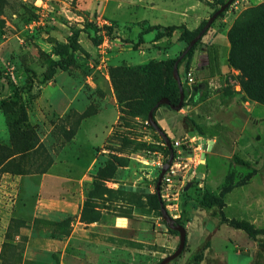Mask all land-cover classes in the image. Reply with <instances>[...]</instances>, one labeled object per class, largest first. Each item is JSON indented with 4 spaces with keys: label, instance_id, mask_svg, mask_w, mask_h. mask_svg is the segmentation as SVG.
Wrapping results in <instances>:
<instances>
[{
    "label": "rangeland",
    "instance_id": "obj_1",
    "mask_svg": "<svg viewBox=\"0 0 264 264\" xmlns=\"http://www.w3.org/2000/svg\"><path fill=\"white\" fill-rule=\"evenodd\" d=\"M127 3L0 0V163L12 157L7 167L11 172L3 171L4 164L0 167V264H84L90 253L101 256L99 250L107 255L104 264H158L179 245V236L168 231L160 211L142 194L156 193L161 172L156 162L164 165L169 159L166 144L147 123L148 107L166 78L161 63L178 58L187 44L180 31L157 41L155 32L144 35L143 43L140 37L150 25L180 23L178 16L161 11L164 4L178 6L186 16L200 13L201 23L223 5L221 0H135L147 9L127 12ZM192 3L197 7L188 9ZM262 3L234 0L219 15L195 50L189 67L195 83L188 80L186 64L178 68L183 87L190 89L186 106L180 111L162 106L155 113L157 124L174 142L177 173L160 186L161 200L174 219L197 210L206 190L198 175L208 169L199 160L200 135L185 132L180 117L195 119L196 107L206 118L209 103L244 99L241 72L228 64V35L241 15ZM77 31L81 48L71 65L45 82L47 59L59 61L58 47ZM101 38L99 45L93 43ZM207 45L218 56L219 70L206 91L211 102L197 108L193 93L208 63ZM120 67L126 69H116ZM3 101L17 105L2 107ZM198 122L202 126L204 120ZM92 130L99 131L93 135L97 142L87 137ZM95 159L83 183L64 182L66 177L79 179ZM19 166L24 174H12ZM52 169L57 174L44 182ZM122 186L143 191L123 193ZM49 196L57 202L52 219L37 218L36 202ZM76 221L107 226L79 224L76 230ZM189 222L187 246H193L204 222L209 228L213 224L192 213ZM188 247L170 264H187ZM42 248L45 252L38 251ZM205 259L204 252L201 263Z\"/></svg>",
    "mask_w": 264,
    "mask_h": 264
},
{
    "label": "crops",
    "instance_id": "obj_2",
    "mask_svg": "<svg viewBox=\"0 0 264 264\" xmlns=\"http://www.w3.org/2000/svg\"><path fill=\"white\" fill-rule=\"evenodd\" d=\"M126 1H128L126 5L127 12L131 11L133 8L140 7L135 4V0ZM138 1L140 2V0ZM131 2L133 4H131ZM195 6L196 5L192 3L188 6V9L190 7L194 9ZM140 8L147 9L146 7ZM121 10H123V7ZM161 11L167 14L173 13L175 16H178L180 23L175 25H185L191 31L197 29L201 24V21H197L198 18H200V13L186 16L187 12L185 11L183 13L176 5L164 4ZM142 21L148 22V20ZM126 22L127 21L123 23ZM119 34H121V32H119ZM201 70L202 72L209 71L204 67ZM214 74H216V72ZM211 86L212 85L210 84V88ZM199 89L200 86L198 85L197 91L194 90L193 93L196 100ZM113 100L116 102L115 98ZM207 101L211 102V99L208 98L205 102ZM203 103L199 104L197 108L201 107ZM208 109V116L204 118V122L202 123L203 129L206 132L203 139L207 141V144L203 145L199 143L202 150L199 152L200 161H202V155L205 150L204 148H210L209 151H205L204 158L205 162L208 164V169L204 174L198 175L200 176L199 178L202 179V185L205 186L206 190L218 193L228 175L233 157L237 156L245 161L250 165V168L235 164L232 167L237 173V181L243 180L252 171H255V174H253V176L244 184L235 187L225 196L224 201L226 206L224 207L223 212L230 220H245L258 228H264V105L250 100L235 98L232 101H226L224 103L220 100H217V103H209ZM193 110L195 113H199V110H196V107H193ZM100 127L102 128V125H100ZM96 133H99V131L92 130L87 137L94 138L93 135H96ZM94 140L97 142L98 138H94ZM87 146L94 150L92 145L88 144ZM95 161L96 159L91 164L88 171H86L79 179L66 177V181L64 180V182L68 184H73V182L83 183L84 180L89 177ZM53 174H57L56 172L53 173V169L45 174L44 182H46V178L54 177ZM56 208L57 202L50 196L48 200L47 198L38 200L35 206V216L40 219L50 220L52 219L51 216ZM191 213L196 218L199 216L209 218L212 221L213 226L212 228H209L207 223L204 222V227L197 242L192 244L193 246H187V258H189L207 239H209V247L205 250V256L207 259L201 264H264V247H260L255 240L250 238L242 230H237L226 224L219 226L216 218H211L199 207L197 210H191L188 214V222L185 226L187 240L189 239L188 227L191 225V222H189V215ZM124 220L128 225V221L126 219ZM78 221H76L77 224L73 223L76 230L80 228L79 224H82L84 227L94 225L102 227L107 226L98 222L83 224ZM18 240L16 242H18ZM260 240L261 242H264V237H260ZM110 246L114 247L115 245L110 244ZM45 250L46 249L42 248L38 251L45 252ZM99 253L102 255L95 258L90 253V256L84 261V264H104L107 262V255L102 250H99ZM258 253L260 254L259 258L257 257Z\"/></svg>",
    "mask_w": 264,
    "mask_h": 264
},
{
    "label": "trees",
    "instance_id": "obj_3",
    "mask_svg": "<svg viewBox=\"0 0 264 264\" xmlns=\"http://www.w3.org/2000/svg\"><path fill=\"white\" fill-rule=\"evenodd\" d=\"M228 1L229 0H221L220 4L224 6ZM206 24L207 22H202L201 25L193 31L189 30L185 25H180V26L172 25L167 27L160 25L149 26L146 30L141 32L140 42L143 43V36L151 32H155V39L157 41L165 37L168 38L172 37L176 31H180L181 32L180 40L186 43L188 46L191 43V41L201 33V31L204 29ZM110 32L111 30H109V33ZM80 33H81L80 31H77L73 35L72 39H70L68 44L60 45L58 47L56 51V56L60 58L59 61H54L51 58L47 59L48 73L44 79L45 82L53 78L59 69L65 70L71 65L73 61V54L81 48L79 43ZM204 35H206V33ZM228 39L230 43L228 64L230 68L239 70L241 72V75L239 76V80L242 87V91L244 93V99L264 105V3L253 9L251 12L241 15L235 21L234 27L232 28V30L228 35ZM101 42H102V38L100 40H95V39L93 40V43L95 45H99ZM200 42L201 39L192 47V49L185 55V57L178 62L179 69L183 64H186V67L189 69L195 55V50L197 46L200 44ZM206 53H207L208 63L206 66H204V68H206L209 71L201 72V75L199 76V79L201 78V83L199 84L200 89L196 100V103L198 105L207 100L208 94L206 91L210 87L211 84L210 80L215 76L214 73L219 70L218 56L214 51L212 45L206 46ZM179 57L161 63L165 66L166 78L163 83V86L161 87L160 91L157 94V97L153 99L152 102L150 103L147 111L148 114L153 108L156 107L157 103L163 98L168 99L171 105L176 106L179 104L180 89L173 75L175 63L178 61ZM116 69L124 70L126 68L120 67ZM29 83L30 85H32V79H30ZM183 89H184V98L185 100H187L190 94V89L185 85ZM12 104L17 105V103L12 101H3L2 107H8L11 106ZM163 106L167 107L169 110H172L170 106L167 105H163ZM185 106L186 104L183 103L182 108H184ZM158 108L155 109L154 111V117ZM193 115L195 116V119L189 116L180 117L185 132L187 133L197 132L201 137H205L206 132L198 122L199 120H204L203 114L201 113V111H199V113L194 112ZM156 135L158 138H160L159 137L160 135H158L157 133ZM160 140L162 141V143L165 144V141L162 139V137L160 138ZM172 146L174 148V142H172ZM31 148L32 146H30L28 150ZM24 154L25 153H22V156ZM167 154L170 155L168 149H167ZM5 158L2 159L0 163V167L4 164L2 167L3 171L11 172L7 170V167H9V165L11 164L12 161H10V159L12 157H7V159ZM234 164L238 166L250 168V165H248L245 161L241 160L237 156H234L232 159V163L230 165V170L228 172V175L226 176V179L222 184L219 192L214 193L205 190L200 202L198 203L197 208L199 207L200 209L204 210L211 218H216L218 220L219 226L222 224H226L237 230H242L250 238L255 240L260 247H264V242H261L260 240V237H264V228H258L255 225L245 220H241V221L235 219L230 220L224 215L223 209L226 206L224 201L225 196L229 192H231L235 187L244 184L247 180H249L253 176V174H255V171H252L243 180L237 181V173L232 168ZM17 168L18 169L14 170L12 174L14 175L24 174L23 171H21L20 166ZM199 180L200 179H198V181ZM121 191L123 193H128L123 189H121ZM142 195L149 199V201L153 205V209L157 211L161 210L160 200L157 193L153 195L145 193ZM185 216L187 219L188 218L187 211H183V216L180 219H175V222L183 226L186 222ZM168 231L174 235L179 236L178 232L169 229V227H168ZM186 247H187V242H186ZM208 247H209V239H207L188 258L187 264H194L195 262L200 264L202 261L203 253ZM257 257L258 258L260 257L259 253Z\"/></svg>",
    "mask_w": 264,
    "mask_h": 264
},
{
    "label": "water",
    "instance_id": "obj_4",
    "mask_svg": "<svg viewBox=\"0 0 264 264\" xmlns=\"http://www.w3.org/2000/svg\"><path fill=\"white\" fill-rule=\"evenodd\" d=\"M234 0H229L224 6H222L216 13H214L212 15V17L209 19V21L207 22L206 26L204 27V29L201 31V33L191 41V43L187 46V48L185 49V51L180 55L178 61L175 63L174 66V71H173V75L175 80L178 83L179 89H180V102L178 105H171L170 101L166 98L161 99L155 108H153L149 114H148V120L147 123L155 129V131L162 137V139L165 141V144L169 150V159L167 160V162L164 164L161 172H160V176L158 178L157 184H156V193L159 197L160 200V207H161V215L163 220L166 222V224L168 225L169 229L174 230L176 232H178L179 234V245L176 248V250L174 251V253L164 257L158 264H170L171 262H173L174 260L178 259L184 252L185 247H186V242H187V231L186 228L182 225H179L175 222V219L172 218L169 214V212L167 211V209L165 208L164 204L162 203L161 200V196H160V186L162 183V180L166 174V172L168 171V169L171 167V165L174 162V148L172 146V143L170 141V139L168 138V136L166 135V133L160 128V126L157 124L155 117H154V111L155 109H157L160 106L163 105H167L170 106L171 109H173L174 111H180L182 109L183 106V102H184V89H183V84L179 75V71H178V62L180 60H182L185 55L192 49V47L200 40L202 39V37L204 36V34L206 33V31L209 29V27L211 26V24L219 17L220 14H222L232 3ZM200 143L203 145H206L207 141L205 139H203V137H199ZM204 153L202 155V161L203 163H205V151L206 150H210L209 147H205L204 148ZM122 189L126 190V191H130V192H139V191H143L140 190L137 187L134 186H122ZM145 193H148L149 190H144ZM194 264H198L197 262H195Z\"/></svg>",
    "mask_w": 264,
    "mask_h": 264
},
{
    "label": "built area",
    "instance_id": "obj_5",
    "mask_svg": "<svg viewBox=\"0 0 264 264\" xmlns=\"http://www.w3.org/2000/svg\"><path fill=\"white\" fill-rule=\"evenodd\" d=\"M188 80L190 81V84H194L195 83L194 74H193V70L192 69H189V71H188ZM156 165L161 170H162V168L164 166L163 162H160V161L156 162ZM176 173H177V169H176V167L174 165V162H173V164L168 169V171L166 172V174H165V176L163 178L164 182H170L171 181V177L176 175Z\"/></svg>",
    "mask_w": 264,
    "mask_h": 264
}]
</instances>
